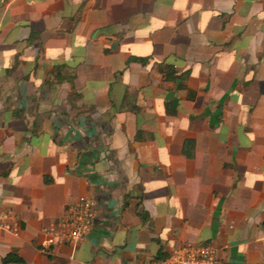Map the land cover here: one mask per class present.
<instances>
[{
  "label": "crops",
  "instance_id": "0c3cea01",
  "mask_svg": "<svg viewBox=\"0 0 264 264\" xmlns=\"http://www.w3.org/2000/svg\"><path fill=\"white\" fill-rule=\"evenodd\" d=\"M79 197L89 235L43 249ZM0 207V264H264V0H0Z\"/></svg>",
  "mask_w": 264,
  "mask_h": 264
},
{
  "label": "built area",
  "instance_id": "2783aa9c",
  "mask_svg": "<svg viewBox=\"0 0 264 264\" xmlns=\"http://www.w3.org/2000/svg\"><path fill=\"white\" fill-rule=\"evenodd\" d=\"M97 203L90 197H79L70 204L64 215L41 229L43 249L51 250L61 244L78 245L92 230L96 220ZM12 209L0 207V229L19 234V222ZM152 264H226L219 255L217 246L199 242L181 244Z\"/></svg>",
  "mask_w": 264,
  "mask_h": 264
},
{
  "label": "trees",
  "instance_id": "16d2710c",
  "mask_svg": "<svg viewBox=\"0 0 264 264\" xmlns=\"http://www.w3.org/2000/svg\"><path fill=\"white\" fill-rule=\"evenodd\" d=\"M133 60H139L141 61L142 63H147L148 59L147 58H140V59H137V58H132ZM160 70L161 72L164 74V77L166 80H174L175 79V75H176V70L174 68V66L172 65H164L162 64L160 66ZM190 143H192V141H186L185 143V147H184V152L187 156H190L191 155V152H190ZM4 261L5 262H9V261H21V258L20 257H17L16 255L14 254H10L9 256H7L6 258H4Z\"/></svg>",
  "mask_w": 264,
  "mask_h": 264
}]
</instances>
